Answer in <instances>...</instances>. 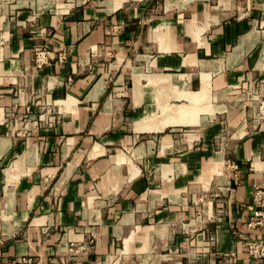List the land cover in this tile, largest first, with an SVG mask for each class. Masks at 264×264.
<instances>
[{"label": "crops", "instance_id": "0c3cea01", "mask_svg": "<svg viewBox=\"0 0 264 264\" xmlns=\"http://www.w3.org/2000/svg\"><path fill=\"white\" fill-rule=\"evenodd\" d=\"M257 188L264 0H0V264H261Z\"/></svg>", "mask_w": 264, "mask_h": 264}, {"label": "built area", "instance_id": "2783aa9c", "mask_svg": "<svg viewBox=\"0 0 264 264\" xmlns=\"http://www.w3.org/2000/svg\"><path fill=\"white\" fill-rule=\"evenodd\" d=\"M51 59L50 53L48 52H38L36 57L35 67L41 69L48 61ZM253 201L256 205H261L264 201V190L257 188L253 195ZM263 224V214L260 211H254L251 215L249 221L247 222L248 229H254L261 227ZM247 253L250 258L259 261L261 264H264V239L257 242H249L245 245ZM73 251V250H71ZM120 257L119 254H113L106 261L105 264H114L115 261H112V258ZM121 258V257H120ZM122 260V258H121ZM114 262V263H113ZM121 263V261H120ZM19 264H56L52 261H48L43 256L39 255H28L19 259ZM57 264H69L67 259H60Z\"/></svg>", "mask_w": 264, "mask_h": 264}, {"label": "rangeland", "instance_id": "374dc122", "mask_svg": "<svg viewBox=\"0 0 264 264\" xmlns=\"http://www.w3.org/2000/svg\"><path fill=\"white\" fill-rule=\"evenodd\" d=\"M246 92H247V91L242 92V93H241V96L237 98L238 104H239V102H240L241 100H243V99L245 98V96L247 95ZM241 102H242V101H241ZM221 175H222V174H221V171H220V176H221Z\"/></svg>", "mask_w": 264, "mask_h": 264}, {"label": "bare ground", "instance_id": "6f19581e", "mask_svg": "<svg viewBox=\"0 0 264 264\" xmlns=\"http://www.w3.org/2000/svg\"><path fill=\"white\" fill-rule=\"evenodd\" d=\"M116 258H114L113 260L115 261Z\"/></svg>", "mask_w": 264, "mask_h": 264}]
</instances>
